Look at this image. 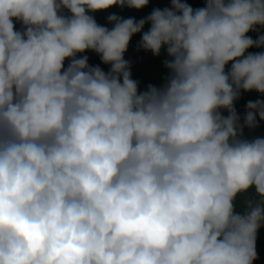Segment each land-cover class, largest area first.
<instances>
[{
    "label": "clouds",
    "instance_id": "1",
    "mask_svg": "<svg viewBox=\"0 0 264 264\" xmlns=\"http://www.w3.org/2000/svg\"><path fill=\"white\" fill-rule=\"evenodd\" d=\"M147 5L0 0V264L260 258L264 135L244 130L264 99L242 123L234 101L264 94V51H247L264 48V0H171L138 21L110 14L111 29L93 15ZM141 32L138 51L170 57L166 83L145 91L124 55Z\"/></svg>",
    "mask_w": 264,
    "mask_h": 264
},
{
    "label": "trees",
    "instance_id": "2",
    "mask_svg": "<svg viewBox=\"0 0 264 264\" xmlns=\"http://www.w3.org/2000/svg\"><path fill=\"white\" fill-rule=\"evenodd\" d=\"M181 2H187L193 8H198V7H204L206 0H181ZM170 6H171V0H149V5L139 10L134 8H127V7H124L122 9L119 6H113L107 10L98 11L93 15L97 20L98 24H101L111 29L112 27H114V24H111L107 21V16L110 14L115 13L116 15L121 16L123 18H135L138 21L139 19L149 15L151 11L156 7L164 8ZM16 27L17 29H19L20 25L17 24ZM259 27L260 26H257V28ZM149 28H150V23L145 25L144 29H142V32L147 31ZM142 32L133 35L129 43V48L127 52L124 54L125 59L130 61L132 78L139 82L138 84L139 91L147 90V86L149 84L155 85L157 87H162L166 83V77L170 74V70L167 69L163 63L165 59H170V57H168L167 55L166 50L162 49L160 56H154L150 51L146 52L143 49H140L139 51L137 50V44L141 39ZM261 32L264 33V29H261ZM258 34L259 33L254 31H250L249 33H247V35L251 36L253 39H256L258 37ZM247 51L260 52V51H264V48L253 47L248 49ZM80 55H88L90 65L93 66L100 65L101 68L106 72L110 68V65H104L102 63L98 54L90 50ZM231 63L232 62H229V64L226 65V71L230 69ZM257 99H264V94H260L255 90L251 92H244L242 90L241 97L238 100L234 101V105L237 109V113L238 115L241 116V123L243 122V116L246 111L247 102L250 100L255 101ZM221 111L223 115L225 116L228 115L226 110H221ZM257 119L259 120V116H257ZM260 124L261 126L256 129L245 128L244 130L245 138L251 139L256 136L264 135V121H261ZM246 198L247 197L242 196L237 200L238 211L243 209V202ZM257 250L260 258L257 261H255L254 264H264V227H262L258 231Z\"/></svg>",
    "mask_w": 264,
    "mask_h": 264
}]
</instances>
